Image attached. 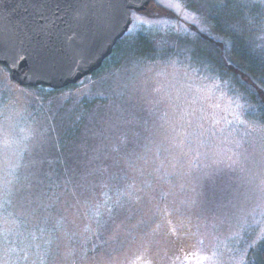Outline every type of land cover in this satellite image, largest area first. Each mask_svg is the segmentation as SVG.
<instances>
[{"label": "rangeland", "instance_id": "rangeland-1", "mask_svg": "<svg viewBox=\"0 0 264 264\" xmlns=\"http://www.w3.org/2000/svg\"><path fill=\"white\" fill-rule=\"evenodd\" d=\"M126 35L57 95L0 65V264H264V101L213 46L264 82V0H151Z\"/></svg>", "mask_w": 264, "mask_h": 264}, {"label": "water", "instance_id": "water-1", "mask_svg": "<svg viewBox=\"0 0 264 264\" xmlns=\"http://www.w3.org/2000/svg\"><path fill=\"white\" fill-rule=\"evenodd\" d=\"M151 0H0V65L54 90L99 70Z\"/></svg>", "mask_w": 264, "mask_h": 264}, {"label": "trees", "instance_id": "trees-1", "mask_svg": "<svg viewBox=\"0 0 264 264\" xmlns=\"http://www.w3.org/2000/svg\"><path fill=\"white\" fill-rule=\"evenodd\" d=\"M126 36H124L121 40L118 41V43L114 47V50L111 56L107 58L103 66L99 70L94 72L92 75H90V77L98 79L100 78V76L105 70L108 71V69L113 66V62L114 60L117 59L120 48L126 44V41H127ZM140 39L142 42L145 41L144 43H146L147 36L142 37ZM213 44H214L213 46L216 49H218L221 53L223 52L222 55L225 54L224 56H222V58L221 56H219L221 58V60L219 58V63H221L219 64V68L226 69L228 73L233 74L243 84V87L245 89L248 88V90L253 91L254 95L258 97V99L260 98L264 101V82H262L258 76L259 69L254 64L255 61L253 62L252 58L251 59L248 58L247 60L246 56H243V55L239 56L238 55L239 52L237 51V48L235 47V45H234V50L232 51L233 53L230 52L229 54H227L225 53L224 47H221L219 46V44H216V43H213ZM156 52L157 51L152 48L151 53L149 54L150 57H155V55L157 54ZM81 81H79L76 84L65 87L63 89H59V90H54V89H50V88L43 87V86L35 87L33 89L43 90V91H47L48 93L52 95H57L63 91H67V90L75 88ZM28 88H31V87H28ZM255 92H257V95ZM92 103L93 101H90L85 97L81 99L79 105H81L84 109H88V107ZM261 260L264 262V243H263V247L261 251Z\"/></svg>", "mask_w": 264, "mask_h": 264}, {"label": "snow or ice", "instance_id": "snow-or-ice-1", "mask_svg": "<svg viewBox=\"0 0 264 264\" xmlns=\"http://www.w3.org/2000/svg\"><path fill=\"white\" fill-rule=\"evenodd\" d=\"M129 19H130V20L132 19V16H131V15L129 16ZM200 31L203 32L204 29H200Z\"/></svg>", "mask_w": 264, "mask_h": 264}]
</instances>
